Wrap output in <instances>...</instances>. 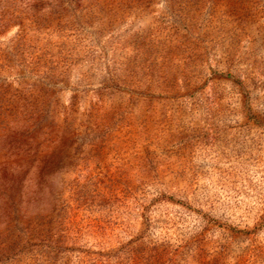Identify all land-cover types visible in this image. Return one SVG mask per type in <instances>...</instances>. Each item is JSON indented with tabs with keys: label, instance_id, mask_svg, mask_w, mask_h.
Segmentation results:
<instances>
[{
	"label": "rangeland",
	"instance_id": "rangeland-1",
	"mask_svg": "<svg viewBox=\"0 0 264 264\" xmlns=\"http://www.w3.org/2000/svg\"><path fill=\"white\" fill-rule=\"evenodd\" d=\"M0 264H264V0H0Z\"/></svg>",
	"mask_w": 264,
	"mask_h": 264
}]
</instances>
